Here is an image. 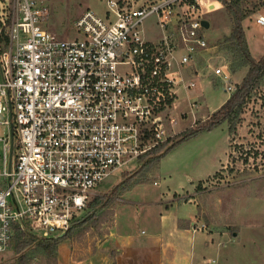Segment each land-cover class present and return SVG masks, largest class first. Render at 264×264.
<instances>
[{
	"label": "built area",
	"instance_id": "2783aa9c",
	"mask_svg": "<svg viewBox=\"0 0 264 264\" xmlns=\"http://www.w3.org/2000/svg\"><path fill=\"white\" fill-rule=\"evenodd\" d=\"M105 3L103 14L75 19L73 38L45 27L48 0H14L10 23L0 22V251L13 223L66 230L103 179L175 134L180 93L194 100L193 67L208 48L202 20L215 4ZM149 17L160 31L152 39ZM217 63L207 67L233 92L228 63Z\"/></svg>",
	"mask_w": 264,
	"mask_h": 264
},
{
	"label": "rangeland",
	"instance_id": "374dc122",
	"mask_svg": "<svg viewBox=\"0 0 264 264\" xmlns=\"http://www.w3.org/2000/svg\"><path fill=\"white\" fill-rule=\"evenodd\" d=\"M207 2L215 4L204 15L209 22L204 30L208 48L193 67L196 84L188 95L194 102L183 91L176 102L174 133L206 119L209 111L232 93L225 89L227 81L207 67V62L215 66L217 61H225L232 67L238 63L233 47L224 39L230 33L231 19L223 0ZM48 5L50 15L45 27L62 39L76 36L74 21L85 9L97 14L106 9L105 0H48ZM241 6L246 12L242 24L247 46L258 57L264 54V25L257 24L255 19L264 15V0H241ZM13 11L14 0H0V22L5 20L1 27L10 23ZM143 30L151 39L160 35L153 17L144 21ZM246 70L247 67L238 69L236 74L231 71L230 83L241 81ZM190 103L197 108L188 113ZM229 128L222 123L180 143L146 172L145 181L118 194L110 191L116 189L115 184L125 170L112 172L90 194L80 213H87L88 219L74 224L54 253L47 255L33 246L28 264H101L102 259L94 253L111 231L114 244L123 240L128 249L155 258L162 252L166 264H171L165 255L172 256L175 243L181 247L187 263L190 238L197 244L196 259L214 258V264H229L232 260L235 264H264V81L250 94L235 127ZM0 136H5L1 127ZM135 165L132 162L125 168L129 170ZM101 195L112 201L96 213L90 203ZM187 221H196L193 226L198 225L197 229L192 227L193 232L179 234L178 225ZM200 224L206 226L199 228ZM227 227L229 231L239 229V235L232 238V232H228L221 236L220 232ZM201 239L208 244L200 243ZM13 245L11 242L0 251V264H16Z\"/></svg>",
	"mask_w": 264,
	"mask_h": 264
},
{
	"label": "trees",
	"instance_id": "16d2710c",
	"mask_svg": "<svg viewBox=\"0 0 264 264\" xmlns=\"http://www.w3.org/2000/svg\"><path fill=\"white\" fill-rule=\"evenodd\" d=\"M223 1L226 3V11L231 19L230 33L224 39L230 43L238 57V63L233 64V67L229 66V68L234 73L238 69L247 67L244 76L239 83L235 84V89L228 98L217 109L212 111L206 119L197 120L189 127L166 138L147 153L141 155L137 159L134 168L123 171L120 175V180L115 184L116 189H111L110 191L112 194H118L120 191H125L133 185L145 181L146 172L152 167L154 168L165 154L180 143L209 131L222 123H226L231 129L234 128L250 94L264 81V54L254 57L248 49L242 24L243 19L246 17V12L241 6V0ZM200 184L198 183V188ZM111 201L107 196L101 195L95 197L90 205L98 213L103 208L108 207ZM87 215L86 213L77 216L66 230L58 233H37L31 229L26 221L13 223V233L9 243L12 242L14 244L15 263L28 264L32 256L33 251L31 248L33 246L47 255L54 253L59 243L69 236L71 227L76 223L80 225L85 222L88 219Z\"/></svg>",
	"mask_w": 264,
	"mask_h": 264
},
{
	"label": "crops",
	"instance_id": "0c3cea01",
	"mask_svg": "<svg viewBox=\"0 0 264 264\" xmlns=\"http://www.w3.org/2000/svg\"><path fill=\"white\" fill-rule=\"evenodd\" d=\"M244 72L242 73L243 75L245 74ZM236 73L237 72H234V74H236ZM239 82L240 81H238L236 83H239ZM228 96L229 95H227V97L221 101V104L228 98ZM221 104H218L215 108L219 107ZM214 109H211L209 111V113L212 112V110H214ZM166 209H168V207ZM195 223H196V221H187L183 225H178L177 230H178L179 234L187 233L190 231L193 232L192 227ZM208 230H209V228H208ZM208 230H196V231L207 233ZM228 232H232V234H231L232 238H235L239 235V229H237V230L232 229L229 231L228 227L225 230H222V232H220V235L224 236ZM113 237H114V233L111 231L109 236L106 238V239L110 240L111 245L114 247L111 251L104 250L100 247L101 243L104 240H106V239H104L99 245L98 252L96 251L94 253V256H96L98 259L99 258L102 259L101 264H166L164 261V257H163L162 252L158 253L157 258H155L154 255L149 254V253H144V252H142V253L138 252L137 253V251H135L133 249H128L127 247H125V245H127V244L123 240L118 241L119 244H114L112 242ZM228 239H231V238H228ZM201 242H203V244H205V246L208 244V241L206 239H201L200 243ZM220 245H222V242ZM196 246H197V244H195L193 239L190 238V250H189L190 252H189V258H188L187 263H185L186 257H183L181 255V247L179 246L178 243H175V245H174L175 251L172 254V256L169 257L168 255H165V257L168 258V260H170L171 264H214L216 262V259H214V258L203 257V258H201V260L196 259L197 258L196 257ZM123 247L126 248L125 251H123ZM207 248H208V246H207ZM186 254H188L187 251H186ZM211 260H213V261H211ZM208 261H209V263H207ZM233 262L234 261L232 260L229 264H235ZM222 264H228V263H225V261H224V262H222Z\"/></svg>",
	"mask_w": 264,
	"mask_h": 264
},
{
	"label": "water",
	"instance_id": "95a60500",
	"mask_svg": "<svg viewBox=\"0 0 264 264\" xmlns=\"http://www.w3.org/2000/svg\"><path fill=\"white\" fill-rule=\"evenodd\" d=\"M202 24L204 25V27H208L209 26V22L206 20V19H203L202 20ZM100 247L104 250H107V251H111L114 247L111 245L110 243V240L109 239H106L104 240Z\"/></svg>",
	"mask_w": 264,
	"mask_h": 264
}]
</instances>
